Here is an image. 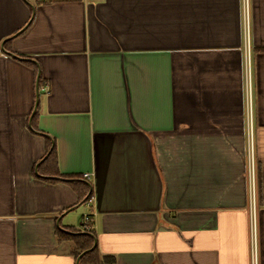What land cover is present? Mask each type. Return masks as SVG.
<instances>
[{
    "label": "crops",
    "instance_id": "crops-1",
    "mask_svg": "<svg viewBox=\"0 0 264 264\" xmlns=\"http://www.w3.org/2000/svg\"><path fill=\"white\" fill-rule=\"evenodd\" d=\"M84 214L113 264H264V0H0V264Z\"/></svg>",
    "mask_w": 264,
    "mask_h": 264
},
{
    "label": "trees",
    "instance_id": "trees-1",
    "mask_svg": "<svg viewBox=\"0 0 264 264\" xmlns=\"http://www.w3.org/2000/svg\"><path fill=\"white\" fill-rule=\"evenodd\" d=\"M39 3L42 0H37ZM41 78L39 77L38 81V88H40ZM35 116V115H34ZM34 118V117H33ZM53 155V151L49 150L48 153L43 158V163H46L50 160L51 156ZM78 179L72 181L76 183ZM90 200V193L86 196V199L81 204H85ZM70 232L73 234H66L62 231L57 230V236L60 239H66L71 242L73 249L72 254L75 258H77L82 252L89 250L93 245V238L87 234H82L79 228L69 229ZM90 232L89 234H91ZM92 235V234H91ZM79 264H113V259L108 256L100 257L97 253L96 248L91 251L86 252L81 258L79 259Z\"/></svg>",
    "mask_w": 264,
    "mask_h": 264
},
{
    "label": "water",
    "instance_id": "water-1",
    "mask_svg": "<svg viewBox=\"0 0 264 264\" xmlns=\"http://www.w3.org/2000/svg\"><path fill=\"white\" fill-rule=\"evenodd\" d=\"M32 15H33V13H32ZM30 22V21H29ZM29 22L20 30V31H18V33H16V35L17 34H19V33H21L27 26H28V24H29ZM9 56H11V57H13V58H15V59H18V60H21V61H25L26 59H22V58H19V57H16V56H14V55H12V54H10V53H7ZM38 81H39V72L37 73V76H36V81H35V101H34V111L36 110V108H37V105H38ZM33 111V112H34ZM32 117V116H31ZM31 117H30V119H31ZM61 180H64V179H61ZM73 208H75V207H73ZM72 208V209H73ZM72 209H68L67 210V212L68 211H71ZM57 226H58V228H59V230H61V231H63V232H65V233H68V234H73L72 232H68V231H65L64 229H62L61 227H59V225H58V221H57ZM82 234H87V235H89V236H91L92 238H93V235H91V234H89V233H85V232H83ZM95 248V240H94V238H93V245H92V247L89 249V250H87V251H84V252H82L78 257H77V259H76V264H78V261H79V259L81 258V256H83L86 252H88V251H91V250H93Z\"/></svg>",
    "mask_w": 264,
    "mask_h": 264
},
{
    "label": "built area",
    "instance_id": "built-area-1",
    "mask_svg": "<svg viewBox=\"0 0 264 264\" xmlns=\"http://www.w3.org/2000/svg\"><path fill=\"white\" fill-rule=\"evenodd\" d=\"M90 175L88 174H84L83 178L88 179ZM250 182H251V193L253 194L254 191V178H253V172H251V176H250ZM78 228L85 232V233H89L92 230V225H91V217L89 214H84L78 224ZM252 251H253V255L255 254V244H254V239L252 241Z\"/></svg>",
    "mask_w": 264,
    "mask_h": 264
},
{
    "label": "rangeland",
    "instance_id": "rangeland-1",
    "mask_svg": "<svg viewBox=\"0 0 264 264\" xmlns=\"http://www.w3.org/2000/svg\"><path fill=\"white\" fill-rule=\"evenodd\" d=\"M81 211H82V207H79V208H77V209L69 212V218H72V219L74 218L75 219L77 216H79V214L81 213ZM75 227H76V225H75Z\"/></svg>",
    "mask_w": 264,
    "mask_h": 264
}]
</instances>
